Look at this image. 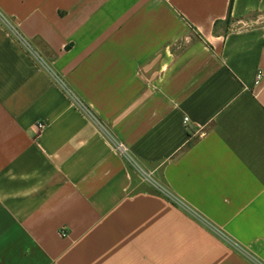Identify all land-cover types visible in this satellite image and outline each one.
<instances>
[{
    "label": "crops",
    "instance_id": "1",
    "mask_svg": "<svg viewBox=\"0 0 264 264\" xmlns=\"http://www.w3.org/2000/svg\"><path fill=\"white\" fill-rule=\"evenodd\" d=\"M0 264H264V0H0Z\"/></svg>",
    "mask_w": 264,
    "mask_h": 264
},
{
    "label": "rangeland",
    "instance_id": "2",
    "mask_svg": "<svg viewBox=\"0 0 264 264\" xmlns=\"http://www.w3.org/2000/svg\"><path fill=\"white\" fill-rule=\"evenodd\" d=\"M130 161L131 163H129V166L133 174L137 175L139 182L141 183L139 190H147L168 197L169 194H167V191L154 182L155 178L159 181L160 175L152 176L150 174L151 170L140 165L137 160L130 158Z\"/></svg>",
    "mask_w": 264,
    "mask_h": 264
},
{
    "label": "built area",
    "instance_id": "3",
    "mask_svg": "<svg viewBox=\"0 0 264 264\" xmlns=\"http://www.w3.org/2000/svg\"><path fill=\"white\" fill-rule=\"evenodd\" d=\"M4 24H6L7 25V22L4 20ZM11 31H12V29H11ZM12 33H13V35L18 39V40H20V42H22L23 43V41H22V39L20 38V36H18V34L13 30L12 31ZM263 78V75H262V73H260L259 75H258V77H257V82H259L261 79ZM66 92H67V90H66ZM68 93V92H67ZM188 121V119L186 118L185 119V122H187ZM38 128H39V130H43L44 128H45V126H44V124H39L38 125ZM115 150H116V152L120 155V156H122L125 160H126V162L129 164V163H131V161H130V156H129V154H128V150H127V148L123 145V144H120V143H116L115 144ZM169 196V195H168Z\"/></svg>",
    "mask_w": 264,
    "mask_h": 264
}]
</instances>
